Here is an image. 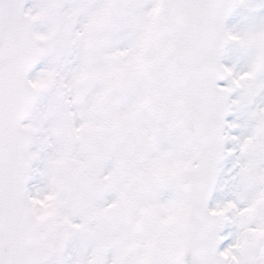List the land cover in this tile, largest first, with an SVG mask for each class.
Returning a JSON list of instances; mask_svg holds the SVG:
<instances>
[{"label": "snow or ice", "instance_id": "1", "mask_svg": "<svg viewBox=\"0 0 264 264\" xmlns=\"http://www.w3.org/2000/svg\"><path fill=\"white\" fill-rule=\"evenodd\" d=\"M238 6L264 0H0V264H264V19Z\"/></svg>", "mask_w": 264, "mask_h": 264}, {"label": "rangeland", "instance_id": "2", "mask_svg": "<svg viewBox=\"0 0 264 264\" xmlns=\"http://www.w3.org/2000/svg\"><path fill=\"white\" fill-rule=\"evenodd\" d=\"M251 3H260V0H250ZM262 19H264V6H260L255 10H249L245 7L238 6L234 10V12L229 16L226 26L229 28H234L235 30H242L251 24H258ZM222 62L225 65L231 66L235 64L236 70H242L247 62V56L244 55L239 49H237L233 42L229 41L225 47V55L222 59ZM45 64L44 60H41L34 69L29 73V76L35 75V72L39 70V68L43 67ZM227 81H223L226 83ZM237 92L231 93L230 98H235ZM264 100V94L257 97V101ZM47 102V97L41 98V105ZM226 120L229 122H235L239 125V127L230 130L231 135L241 136L247 131V123L248 116L246 111L241 110H233L226 116ZM42 135V134H41ZM39 142V137L35 138L33 148ZM231 142L226 143V147H231ZM50 151V149H49ZM46 159V153H42L40 158L32 162V175L33 179L30 180L27 186L32 189L34 186H42L40 182V173L43 171L44 162ZM233 157H227L223 161L224 171L221 173L218 178V183L216 189L213 191L210 200L209 206L214 205L218 200H222L229 196L230 194V185L225 184L224 182L228 179L227 169L232 166ZM235 233V226L231 224H227L224 229L221 231V235L225 236L226 239L221 241L219 247H225L229 241L232 240L233 235Z\"/></svg>", "mask_w": 264, "mask_h": 264}, {"label": "water", "instance_id": "3", "mask_svg": "<svg viewBox=\"0 0 264 264\" xmlns=\"http://www.w3.org/2000/svg\"><path fill=\"white\" fill-rule=\"evenodd\" d=\"M233 10H234V9H233ZM233 10H232V11H233ZM232 11H231V13H232ZM229 15H230V14H229ZM229 15H228V16H229ZM228 16H227V17H228ZM227 17H226V19H227ZM226 19H225V21H226ZM226 44H227V43H226ZM226 44H225V45H226ZM219 82H221V81H219Z\"/></svg>", "mask_w": 264, "mask_h": 264}, {"label": "bare ground", "instance_id": "4", "mask_svg": "<svg viewBox=\"0 0 264 264\" xmlns=\"http://www.w3.org/2000/svg\"><path fill=\"white\" fill-rule=\"evenodd\" d=\"M231 241H229L228 243H230Z\"/></svg>", "mask_w": 264, "mask_h": 264}]
</instances>
